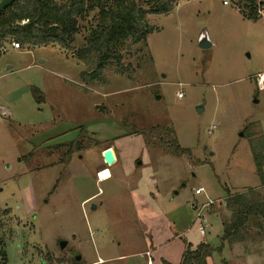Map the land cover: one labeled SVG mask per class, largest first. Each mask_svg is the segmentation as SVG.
<instances>
[{
  "label": "rangeland",
  "instance_id": "rangeland-1",
  "mask_svg": "<svg viewBox=\"0 0 264 264\" xmlns=\"http://www.w3.org/2000/svg\"><path fill=\"white\" fill-rule=\"evenodd\" d=\"M227 1H180L168 15L148 16L156 29L147 36L148 50L123 52L134 80L113 66L103 70L102 83L82 79L88 69L73 55L84 46L85 21L65 51L6 46L0 55V246L7 264H146L147 227L164 233V244L181 234L162 250L172 259L203 242L214 250L208 264L227 260L229 247L232 264L256 250L255 264H264L263 218H251L240 240L223 239L222 221L230 218L226 190H254L252 200H264V162L260 177L255 159L264 156V8L248 21L238 0ZM202 36L210 47L198 46ZM32 88L44 94L43 103L35 102ZM156 127L189 156L168 155L148 136ZM77 140L79 150L70 153ZM112 143L123 149L121 167L100 166ZM106 168L112 179L97 183L98 174L109 178ZM134 182L138 191L131 192ZM199 188L204 194L194 196ZM133 196L143 200L140 217L147 210L151 218L142 225L131 216ZM206 198L214 203L203 212L208 228L201 237L194 206ZM254 242L260 249L251 250ZM238 244L246 245L243 251Z\"/></svg>",
  "mask_w": 264,
  "mask_h": 264
},
{
  "label": "trees",
  "instance_id": "trees-1",
  "mask_svg": "<svg viewBox=\"0 0 264 264\" xmlns=\"http://www.w3.org/2000/svg\"><path fill=\"white\" fill-rule=\"evenodd\" d=\"M180 1L188 0H17L0 14V55L13 41L20 45V49L58 46L63 51L68 50L75 36L81 33L79 21H85L84 46L73 55L88 69L81 73L82 79L102 83L103 70L113 66L116 74L134 80L132 66L123 64L124 50L135 46L133 52L136 54L147 51V36L156 31L147 22V17L168 15ZM236 7L244 19L256 21L257 12L264 8V3L238 0ZM30 92L36 103L45 101L44 94L38 89L32 88ZM148 136L172 157L189 156L175 139L166 142L157 127L151 129ZM79 141L70 143V153L79 150ZM255 159L257 174L261 177L264 156ZM261 185H264L263 180ZM253 191L232 195L226 190L225 207L230 218L223 220L222 226L223 239L228 244L240 240L239 236L251 218L264 219V200L253 201ZM190 248L189 245L186 247L189 252L183 254L180 264H208L214 253L203 243L195 249ZM0 264H7L3 246H0ZM161 264L169 263L162 261Z\"/></svg>",
  "mask_w": 264,
  "mask_h": 264
},
{
  "label": "crops",
  "instance_id": "crops-1",
  "mask_svg": "<svg viewBox=\"0 0 264 264\" xmlns=\"http://www.w3.org/2000/svg\"><path fill=\"white\" fill-rule=\"evenodd\" d=\"M71 143H73V142H71ZM111 149L112 150V152H113V155H114V157H115V161H114V163L111 165V167H113L114 165L117 167H121V164L119 163V162H121L122 163V161H123V155H122V150L123 149H121V150H118L116 147H115V145L112 143V144H110L109 146H107L106 148H105V150L106 149ZM104 150V151H105ZM121 151V152H120ZM119 158H118V157ZM101 159V161H99V165L101 166L102 164H103V160H102V154H101V157H100ZM70 163H72L71 161L69 162V164ZM68 164V165H69ZM118 164V165H117ZM98 165V166H99ZM104 165V164H103ZM105 166V165H104ZM104 170H107L108 172H109V178L107 179V180H104V181H100L99 179H98V182L97 183H100V182H107V181H109V180H111L112 179V176H113V174H112V171H110L109 169H102L101 171H104ZM100 171V172H101ZM69 172V171H68ZM99 172V173H100ZM130 178L132 179L133 178V176L132 175H130ZM136 184H137V182L135 183L134 182V185L132 186V188L130 189V191L131 192H136V191H138V184H139V182H138V184H137V186H136ZM128 187H131V186H128ZM96 198V196H92V197H90V198H88V199H86L85 201L86 202H90L92 199H95ZM91 199V200H90ZM134 199H137V197H131V199L129 200L130 202H129V204H130V207H131V210H133V213H131L132 215V217L133 218H135L136 219V221L139 223V225H142V222H143V219L144 218H148L149 220L151 219V218H149V215H148V211L147 210H144L143 211V216H142V218L140 217V215H139V211H138V209H139V205L141 204V205H143L144 203H142L143 202V200H141V201H138V202H136ZM155 199V198H154ZM157 199V198H156ZM90 200V201H89ZM110 200H112V199H108L107 201H110ZM116 200H118V199H116ZM106 201H102V204H104ZM140 203V204H139ZM101 203H99V205H102ZM92 206H94V209H96V205H94V204H92ZM93 209V208H92ZM123 214V213H122ZM129 226H131V225H129ZM147 226V225H146ZM150 231V238H146V237H142V239H144V251H142V252H144V253H146V252H149V254H150V259H151V264H161V262L162 261H165V262H167V263H169V264H180V262H181V259H182V256H183V253H184V249H182V250H177L176 251V253H175V255H174V259H172L171 257H170V254H171V252H168V251H164V252H162V250H163V248L167 245V244H169V243H171V242H175V241H177V240H180L181 238H182V236H181V234H177V233H175L174 234V236L173 237H170L167 241H168V243H166V244H164L165 242H162L161 240L163 239V237L165 236V234L164 233H162V232H158L157 230H155V229H152V228H150V227H147V232H149ZM169 235V234H168ZM141 235H139V237H140ZM135 237H138V235H136ZM139 239V238H138ZM203 243V242H202ZM241 243V242H240ZM189 244V243H188ZM245 244H247L246 242H245ZM250 244V243H249ZM192 248H194V247H196L198 244H195V245H193V244H189ZM242 246H245L246 247V245H242V244H238L237 245V248H238V250H239V252H241V250L243 251V247ZM247 246H248V244H247ZM229 247V246H228ZM249 247H251V250H256V249H254V248H257V249H260V246H259V244L258 243H256V242H254V244H252V246H249ZM185 248V247H184ZM248 248V247H247ZM228 255H227V260H223L222 262H225V263H227V264H232L231 262L233 261V260H235V254H234V256H231L230 255V253H232L233 252V250L231 251V249H230V247L228 248ZM257 253V250L254 252V254H252V255H248V254H245L244 255V259L241 261L242 262V264H255L256 262H258V263H260V258H259V256L256 254ZM230 258V259H229ZM233 259V260H232ZM171 260H173V261H175V262H171ZM232 260V261H231ZM99 261H101V260H99ZM208 262H209V260H208Z\"/></svg>",
  "mask_w": 264,
  "mask_h": 264
},
{
  "label": "built area",
  "instance_id": "built-area-1",
  "mask_svg": "<svg viewBox=\"0 0 264 264\" xmlns=\"http://www.w3.org/2000/svg\"><path fill=\"white\" fill-rule=\"evenodd\" d=\"M222 3H223V5H228V1L227 0H223ZM10 48H12L13 50H19L20 49V45L17 42L13 41L10 44ZM177 97L181 98L182 97V93L177 94ZM202 194H204V191L201 188L196 189L194 191V196H200ZM206 200H207V202L205 204L201 205V207L199 209H196V207L194 206L196 229H197L198 234L201 237L205 236L207 228H208V221H207V218H206V216H205V214L203 212H204L205 208L210 207L214 203L212 200H210L208 198H206ZM144 257H146V264H151V259H150L149 252L144 253Z\"/></svg>",
  "mask_w": 264,
  "mask_h": 264
},
{
  "label": "water",
  "instance_id": "water-1",
  "mask_svg": "<svg viewBox=\"0 0 264 264\" xmlns=\"http://www.w3.org/2000/svg\"><path fill=\"white\" fill-rule=\"evenodd\" d=\"M15 1L17 0H0V14L2 12H4L7 8H9ZM198 46L202 49H206L208 47H210V43L207 41V38L205 36H202L199 40ZM201 110V109H200ZM242 136V135H241ZM102 160H103V164L107 167L111 166L114 161H115V157L113 155V152L111 149H106L105 151H103L102 153ZM92 208L94 209V206H92ZM65 246L64 243L60 244V247L63 248ZM189 251H187L188 253ZM76 260H79V257L75 258Z\"/></svg>",
  "mask_w": 264,
  "mask_h": 264
},
{
  "label": "bare ground",
  "instance_id": "bare-ground-1",
  "mask_svg": "<svg viewBox=\"0 0 264 264\" xmlns=\"http://www.w3.org/2000/svg\"><path fill=\"white\" fill-rule=\"evenodd\" d=\"M263 80H264V74H263ZM98 179L101 181V177L99 174H98Z\"/></svg>",
  "mask_w": 264,
  "mask_h": 264
}]
</instances>
